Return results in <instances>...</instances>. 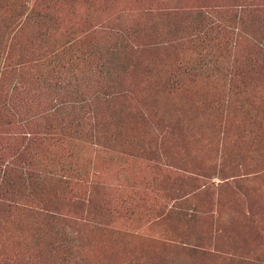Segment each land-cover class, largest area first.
<instances>
[{
	"label": "rangeland",
	"instance_id": "obj_1",
	"mask_svg": "<svg viewBox=\"0 0 264 264\" xmlns=\"http://www.w3.org/2000/svg\"><path fill=\"white\" fill-rule=\"evenodd\" d=\"M0 197V264H264V0H0Z\"/></svg>",
	"mask_w": 264,
	"mask_h": 264
},
{
	"label": "trees",
	"instance_id": "obj_2",
	"mask_svg": "<svg viewBox=\"0 0 264 264\" xmlns=\"http://www.w3.org/2000/svg\"><path fill=\"white\" fill-rule=\"evenodd\" d=\"M32 11L36 12L35 8H32V9H31V12H32ZM38 13H39V12H38ZM59 53H60V55H64L66 52H64V49H63V50H60V52H58V54H59ZM58 54H55V55H58ZM54 59H55V58H54ZM72 60H73V59H72ZM61 66H62V65H61ZM60 68H61V67H60ZM61 69H62V72H63V70H64V66H62ZM8 106L13 107V101L10 100V103H9ZM7 109H8V108H7ZM0 199H1V197H0ZM9 206L12 207V205H11L10 203H9Z\"/></svg>",
	"mask_w": 264,
	"mask_h": 264
}]
</instances>
